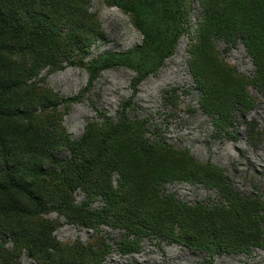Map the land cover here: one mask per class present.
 I'll return each instance as SVG.
<instances>
[{
  "label": "rangeland",
  "instance_id": "1",
  "mask_svg": "<svg viewBox=\"0 0 264 264\" xmlns=\"http://www.w3.org/2000/svg\"><path fill=\"white\" fill-rule=\"evenodd\" d=\"M71 1L80 50L68 42V24H61L57 61L26 71L17 90L15 101L31 119L0 124L8 134L33 128L52 138L51 158L40 160L39 170L30 167L23 148L15 149L25 162L16 167V177L46 208L16 191L0 192V264H264V86L258 84L264 74L261 78L243 36L229 43L209 31L205 21L215 15L206 0ZM219 8L224 5H214V12ZM172 34L173 50L163 55ZM192 50L203 54L200 61H193ZM13 58L27 67L31 57ZM218 63L244 78L245 101L229 107L228 117L204 104L192 69L195 64L217 91L223 87ZM15 96L3 95L2 104H15ZM102 150H109L103 157L108 181L85 170L70 191L77 207L113 209L103 187H96L100 183L123 199L114 207L123 213L141 209L143 197L154 206H190L216 215L244 201L249 230L260 239L224 247L228 243L212 238L205 247L194 236L185 241L174 240L175 234L159 236V227L142 217L123 222L113 210L109 219L91 224L70 217L53 202L68 187L71 174L64 168L79 169ZM5 177L0 172V181ZM155 180L160 188L153 187ZM219 180L222 186L213 185ZM46 224L51 240L36 242Z\"/></svg>",
  "mask_w": 264,
  "mask_h": 264
},
{
  "label": "trees",
  "instance_id": "2",
  "mask_svg": "<svg viewBox=\"0 0 264 264\" xmlns=\"http://www.w3.org/2000/svg\"><path fill=\"white\" fill-rule=\"evenodd\" d=\"M205 3L210 9L208 12L213 16L215 15L214 21H210V19L205 21L206 28L209 31L215 30L229 43H233L236 36L241 34L262 78V74H264V0H206ZM72 4L71 0H0V124L8 118L31 119L32 116L27 112L28 110L24 109L22 112V106L15 101L19 96L17 90L23 84V76L26 71L35 73L45 64H54L57 61L56 53L60 43L58 28L61 24H68L70 28L68 42L80 50L81 45L79 43L81 40L74 34L80 26L70 9ZM218 4H223L224 8H219L214 12L213 6ZM136 25L146 32L139 22L136 21ZM176 37L173 34L168 36L166 42L163 43V55L172 52ZM192 53L193 61L201 60L203 54H199L197 50H192ZM14 56L18 59L21 56L31 57L28 66L26 67V62L23 63L14 59ZM192 69L202 92L205 94L204 104L210 109L228 117L229 107L236 103H244L246 95L244 78L233 70L221 64L217 65L223 87L216 91L205 82L195 64L192 65ZM258 84L264 86V80L260 79ZM12 92L16 94L15 98L12 99L15 104H2V96ZM24 133L25 136H23ZM33 134L38 135L37 130L33 128H26L25 132L22 133L15 129L13 133L9 131L8 134L0 127V172L6 175L5 179L0 181V192L16 191L31 200L36 207L44 209L46 205L39 194L15 174L17 173L16 167L25 163L15 151L17 147L22 151L24 149L31 156L30 167L35 170H39L42 165L40 160L51 158L52 144L50 139L52 138L48 134L40 136H33ZM21 137L22 139L18 144L17 141ZM69 144L74 153H81V147L75 143ZM108 154L109 150L96 151L95 158L80 163L79 169L74 168L69 171L64 168V171L70 172L71 176L66 179L68 187L67 190H62L57 199L59 202L53 201L58 203V208L66 211L70 217L89 224L109 219L108 215L111 210L128 224L138 222L137 219L142 217V219H146L152 222L154 226L159 227L156 231L159 236L168 238L169 235L175 234L178 238L174 239V237L173 239L178 241H185L186 236H194L198 240L203 239L205 247L206 244L212 242V238H215L214 242L224 241V244L228 243L224 247H231L233 244L248 245L260 239L257 237L254 228L249 230L251 226L246 216L244 201H239L238 204L234 202L231 209L217 211L219 214L216 215L190 206L176 209L175 207L164 206L162 202L154 206L152 201L143 197V202H145L141 209H134L136 211L128 209L123 213L120 208H118L119 212L114 208L120 207L123 204V199L121 202L117 194L109 190L107 184L100 183L96 184V187H103L101 192L105 194L108 206L113 209L108 210L106 207L100 211H86L87 206L77 207L70 192L74 181H77L85 170H91L96 171L98 177L103 180L106 179L107 182L110 168L104 162L103 157ZM220 181L218 183L213 182V185L222 186ZM154 182L153 187L160 188L162 186L159 180ZM141 222L140 220L139 224ZM148 225L151 227L150 224ZM50 229L49 224L43 226L35 238L36 242L46 243L50 241ZM137 232L135 230L133 233L137 235ZM31 236L33 237V235ZM169 238L171 239V237ZM197 247L203 248L201 245ZM138 249L136 247V250ZM96 254L98 255L99 252Z\"/></svg>",
  "mask_w": 264,
  "mask_h": 264
},
{
  "label": "bare ground",
  "instance_id": "3",
  "mask_svg": "<svg viewBox=\"0 0 264 264\" xmlns=\"http://www.w3.org/2000/svg\"><path fill=\"white\" fill-rule=\"evenodd\" d=\"M140 249V248H139ZM172 251V250H171Z\"/></svg>",
  "mask_w": 264,
  "mask_h": 264
}]
</instances>
